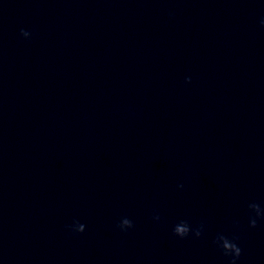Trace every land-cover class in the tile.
<instances>
[{
    "label": "clouds",
    "instance_id": "clouds-1",
    "mask_svg": "<svg viewBox=\"0 0 264 264\" xmlns=\"http://www.w3.org/2000/svg\"><path fill=\"white\" fill-rule=\"evenodd\" d=\"M260 23L261 26L264 27V18L261 19ZM20 35L27 39L31 34L29 31L22 28L20 30ZM186 82L190 83L191 78H186ZM181 187L183 186L181 185ZM247 208L249 213V227L255 228L257 227L258 220L264 219V208H261L260 204L255 202L249 203ZM154 219L159 220V216H154ZM117 227L121 231H126L127 229L133 227V222L125 217L121 219ZM66 228L74 233H83L85 231V225L79 223L78 221H75L72 226H66ZM203 230V224L199 225L195 229H192L188 221L181 220L174 226L173 234L181 239L188 237L190 233L193 234L196 238H199L202 235ZM237 240L238 237H229L228 235H225L223 233L217 234L213 240V244L222 252V254L225 257L230 258L229 264H238V261L243 254V250L239 246Z\"/></svg>",
    "mask_w": 264,
    "mask_h": 264
}]
</instances>
